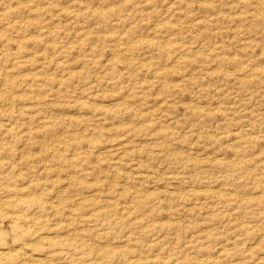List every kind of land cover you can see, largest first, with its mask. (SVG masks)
<instances>
[{
  "label": "rangeland",
  "instance_id": "374dc122",
  "mask_svg": "<svg viewBox=\"0 0 264 264\" xmlns=\"http://www.w3.org/2000/svg\"><path fill=\"white\" fill-rule=\"evenodd\" d=\"M0 253L264 264V0H0Z\"/></svg>",
  "mask_w": 264,
  "mask_h": 264
},
{
  "label": "bare ground",
  "instance_id": "6f19581e",
  "mask_svg": "<svg viewBox=\"0 0 264 264\" xmlns=\"http://www.w3.org/2000/svg\"><path fill=\"white\" fill-rule=\"evenodd\" d=\"M20 260L21 258L17 253H0V264H18Z\"/></svg>",
  "mask_w": 264,
  "mask_h": 264
}]
</instances>
